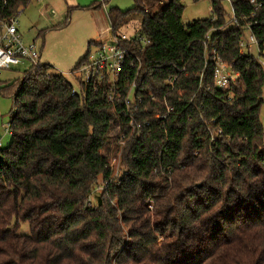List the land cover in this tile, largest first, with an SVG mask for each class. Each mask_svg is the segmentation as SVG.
I'll return each instance as SVG.
<instances>
[{"label": "trees", "instance_id": "obj_1", "mask_svg": "<svg viewBox=\"0 0 264 264\" xmlns=\"http://www.w3.org/2000/svg\"><path fill=\"white\" fill-rule=\"evenodd\" d=\"M30 1L0 0V20ZM208 1L210 16L188 24L182 0L107 8L112 34L139 16L146 84L174 109L162 126L146 115L149 127L130 138L123 120L128 133L115 140L126 175L113 178L104 153L123 109L105 88L74 94L41 63L0 81L13 104L0 147V264H264V72L240 47L247 31L264 48V0H229V25L223 0ZM212 48L238 73L229 89L214 87L204 66Z\"/></svg>", "mask_w": 264, "mask_h": 264}, {"label": "built area", "instance_id": "obj_2", "mask_svg": "<svg viewBox=\"0 0 264 264\" xmlns=\"http://www.w3.org/2000/svg\"><path fill=\"white\" fill-rule=\"evenodd\" d=\"M247 1L255 5V0ZM257 6L255 5V7ZM230 22L236 24L232 9ZM208 38L207 34L205 39ZM249 41L257 46L255 38L250 34ZM147 43L148 39L139 31L129 34L126 32L112 34L110 30L107 38L92 44V48L88 49L85 59L71 73L79 74V76H74L77 81V87L73 86L72 89L74 94H80L88 87L94 90L105 88L109 101L116 99L122 102L123 109L114 115L113 122L115 123L110 129V131L113 129L116 131L112 135L115 138L122 139L128 133L126 130L124 133L122 129L123 120L129 127L128 138H130L139 136L145 128L149 127L150 121L145 118L146 115L151 114L152 119L162 126L174 111L173 107L167 103L166 94L159 95L157 86H154L156 91L153 90V92L151 87L146 84L147 80L153 76L152 66L146 65L140 54ZM241 46H243V40L240 42ZM263 54L264 48L259 50L257 47L256 59L262 67H264V62L261 59ZM39 58L40 51L37 46L33 42L25 44L22 41L18 31L17 14L6 20H0V74L2 71L11 70L19 65L36 66L40 63ZM208 62L213 65L214 87L225 90L236 83L238 73L220 58L215 48L208 52L204 66ZM176 77L177 74L170 77L169 80L173 82ZM144 99L160 104L162 110H155L151 113L147 106L142 108ZM2 127L4 132L10 133L8 122L2 124ZM215 135L220 137L221 130L217 129L214 133L210 132V140H213ZM122 147L123 142H121V147L118 150L120 154ZM107 160L111 168L108 156ZM126 174V171L121 172V175Z\"/></svg>", "mask_w": 264, "mask_h": 264}, {"label": "rangeland", "instance_id": "obj_3", "mask_svg": "<svg viewBox=\"0 0 264 264\" xmlns=\"http://www.w3.org/2000/svg\"><path fill=\"white\" fill-rule=\"evenodd\" d=\"M92 1L76 0V3H72L70 0H31L22 9L23 11L19 10L17 14L18 28L22 36V41L25 44L33 42L40 51V63L50 65L54 72L61 74L75 87H77V81L74 76H79V74L71 73L75 70L74 67L78 61L86 55L87 50L92 48V44L88 46L90 40L88 34L89 32L95 31V22H98L99 18L102 19V17H105V7H117L125 11L135 5L134 0H103L104 4L96 8V10L84 9ZM99 2H102V0H97V4ZM182 3L184 8L181 15V22L183 24H188L196 19L207 18L211 14L208 0H198L196 2L182 0ZM222 7L226 13V18L229 19L227 21L229 25L231 17L230 1L223 0ZM45 8L48 9L47 12L44 11ZM138 23L139 16L133 14L122 31L128 34L135 32ZM102 26H106V24ZM242 40L243 46H241V51L250 53L256 57L257 46L249 41V33L247 31L244 32ZM261 57H263L261 59L264 62V54ZM26 67L27 64H24L13 67L10 71H2L0 80H12L20 77L21 71ZM262 94L261 121L264 128V86ZM12 106L11 97L0 93V132L3 131L2 124L7 123L9 120V112ZM115 132L114 129L109 132V138L104 146V153L110 160L113 178H117L124 170L121 160H119L121 154L118 151L121 147V142L115 140V137L112 136ZM9 140L10 136L6 134L3 137V145H7ZM102 188L103 183L98 179L95 191L99 192ZM19 233H28L27 223L21 224Z\"/></svg>", "mask_w": 264, "mask_h": 264}, {"label": "crops", "instance_id": "obj_4", "mask_svg": "<svg viewBox=\"0 0 264 264\" xmlns=\"http://www.w3.org/2000/svg\"><path fill=\"white\" fill-rule=\"evenodd\" d=\"M70 2H72V3H76V0H70ZM104 3H103V0H102V2H99L98 4H97V0H93L88 6H86V7H84V9H88V10H96V8H99L101 5H103ZM77 6V5H76ZM47 8H45V12H47ZM21 11H23V10H21ZM106 11H107V8L105 7V14H106ZM100 13H102V11H100ZM102 16V15H101ZM106 17V18H105ZM105 17H102V19H100L99 18V21L98 22H95V25H96V29H95V31L94 32H89V42H91V43H95V42H98V41H100V40H102V39H105V38H107L108 37V35H109V33H110V24H109V20H108V18H107V14L105 15ZM101 20H102V22H101ZM103 23V24H102ZM106 24V26H102V25H105ZM18 31H19V33H20V30H19V28H18ZM21 35V34H20ZM22 37V36H21ZM39 62H40V58H39ZM12 70V69H11ZM8 71H10V70H8ZM2 73V72H1ZM1 75V74H0ZM7 80H9V79H6V80H0V81H7ZM1 133V139H0V147H4L6 144H4L3 145V137H5V135L6 134H9V132L8 133H6V132H4V131H2V132H0ZM10 136V135H9ZM7 141V140H6Z\"/></svg>", "mask_w": 264, "mask_h": 264}]
</instances>
